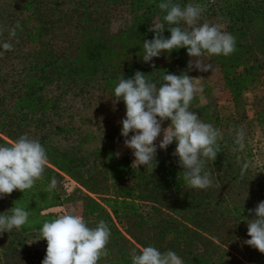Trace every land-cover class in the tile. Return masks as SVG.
<instances>
[{
    "label": "trees",
    "instance_id": "1",
    "mask_svg": "<svg viewBox=\"0 0 264 264\" xmlns=\"http://www.w3.org/2000/svg\"><path fill=\"white\" fill-rule=\"evenodd\" d=\"M94 1L96 5L90 0H75L72 4L70 0L51 4L42 0V11L39 7L35 9L33 0L21 5L0 3V43L9 41V30L17 22L20 24L10 41L13 50L5 52L0 47V145H11L27 133L40 141L49 159L44 179L37 181L32 190L25 193L16 190L0 199V203H6L0 206V214L8 212L16 202L32 211L31 227L0 234L5 255L17 251L15 241L10 240L12 236L35 233L40 238L43 222L55 218L45 211L73 202L81 204V216L89 227L104 220L111 230L108 256L99 264H131L132 249L139 251L147 246L161 252L172 250L184 264H264V254L245 243L250 239L247 220L254 218L249 210L264 201V165L260 169L253 167V152L246 139L243 152L232 151L234 146L238 147L234 144L235 131H225L215 107L201 103V96L211 92V87L204 83L203 72L188 71L187 49L164 53L151 63L143 62V42L155 35L148 31L152 24L163 23V36H171L163 20L166 13L158 7L161 0ZM173 3L182 7L189 3L200 5L203 13L199 23L222 25L224 31L235 36L233 54L209 59L218 66L220 80L216 93L225 94L235 116L243 118V93L255 86L264 72V0H173ZM124 7L129 23L109 33L107 22ZM33 15L40 18L38 26H30ZM151 64H155V69ZM137 71L149 75L147 78L157 87L163 83L165 72L176 75L187 72L191 77L203 78L199 82L203 91L192 101L190 110L222 132L216 161L205 165L213 174L212 187L206 190L184 187L179 178L182 172L179 158L173 155L175 142L166 151L158 148L157 166L154 163L148 170L143 165L135 169L127 155H115L117 137L111 133L116 129L121 134L126 106L122 100L114 104V89L122 76L133 78ZM70 90L75 98L85 95L91 100L94 97L101 102H113L118 116L99 120L101 128L86 130L63 149L44 137L46 130L53 129L60 136L64 129L60 124L53 126L46 112ZM44 91L48 93L42 94ZM51 92L58 97H50ZM86 120L81 115V121ZM260 120L264 121V114L257 116L258 123ZM230 122L234 125V120ZM170 123L165 121L162 127ZM94 141L99 146L87 154H95L104 161L98 170L83 176L80 170L90 158L81 154L84 146L89 147ZM245 161L250 167L241 178ZM52 177L58 183L67 177L76 187L65 196L58 188L49 194L44 189ZM41 242L42 250L24 251L23 257L20 252L17 261L42 264L47 241ZM21 243L17 241L18 245Z\"/></svg>",
    "mask_w": 264,
    "mask_h": 264
},
{
    "label": "clouds",
    "instance_id": "2",
    "mask_svg": "<svg viewBox=\"0 0 264 264\" xmlns=\"http://www.w3.org/2000/svg\"><path fill=\"white\" fill-rule=\"evenodd\" d=\"M158 7L166 13L163 20L169 26L167 30L171 36H163V23L152 24L148 31L155 35L143 42V62L151 63L164 53L171 54L173 50L184 48L192 58L188 62V71L195 69L213 73L214 67L207 57H227L236 51L235 36L224 31L222 25L207 21L199 23L203 13L200 5L189 3L182 7L174 4L173 0H161ZM19 27L17 22L9 30V41L0 43L5 52L13 50L10 41ZM151 66L155 69V64ZM148 76L140 71L133 78L122 76L114 89V104L122 100L126 106L121 135L125 138V147L131 149L135 157L133 167L143 165L148 170L154 163L157 166L156 141L162 136L159 149L166 151L173 142L176 143L173 155L179 158L178 164L182 169L179 178L184 187L199 190L212 187L213 174L205 169V165L208 161H216L221 151L218 141L223 139L222 132L190 110L192 101L203 91L199 86L203 78L191 77L187 72L181 75L165 72L163 83L157 87ZM165 121L171 122L167 128L162 127ZM245 138L243 126L235 129L234 144L238 147L234 146L233 152L244 151ZM48 163L44 146L27 133L11 145H0V199L16 190L22 193L32 190L37 181L44 179ZM249 167L247 161L242 164L241 178ZM57 185L56 177H52L44 190L51 194ZM48 198L51 199V195ZM31 215L32 211L16 202L8 212L0 214V234L31 227ZM249 215L254 218L247 220L250 239L245 243L264 254V201L259 202L255 209H250ZM110 238L111 230L104 220H100L95 227H89L81 215L72 212L45 220L40 229V240L47 241L42 264H99L102 258L108 256ZM130 255L131 264H184L176 252H161L153 246L142 247L139 251L134 248Z\"/></svg>",
    "mask_w": 264,
    "mask_h": 264
},
{
    "label": "rangeland",
    "instance_id": "3",
    "mask_svg": "<svg viewBox=\"0 0 264 264\" xmlns=\"http://www.w3.org/2000/svg\"><path fill=\"white\" fill-rule=\"evenodd\" d=\"M29 0H0V3H13L17 5L24 4ZM59 0H46L48 4H51L53 2H56ZM64 1V0H61ZM75 0H70V4L74 3ZM33 3L36 7L41 8L42 11V0H33ZM90 3L95 4L94 0H90ZM16 9V8H15ZM18 10V9H17ZM28 15L29 13H25ZM17 15V12L15 13ZM32 15V14H30ZM32 24L30 26H38V23H40L39 16L33 15L32 18ZM129 23V14L127 11V8H122L119 12L115 13L114 16L111 17V19L107 22V30L109 33H114L119 27L125 26ZM65 49V48H64ZM61 50V48H60ZM192 59V58H190ZM208 61L210 62L209 57H207ZM214 67V72H203L204 76V83L207 86L211 87V92L206 93L205 95L201 96V103L209 104L210 106L215 107V109L218 111V115L220 117V121L223 125V128L225 131H235V129H238L240 126L244 127L245 133H246V140L248 144L250 145L253 155L251 157V163L253 167L256 169H260L264 165V121L257 122V116L264 114V72L260 74V78L258 79V82L255 86H252L248 90L244 91L243 93V110H244V117L239 118L235 116L234 111H232L230 104L225 101V94L222 93H216L217 88L219 87L218 81L219 79V72H218V66L215 63L210 62ZM48 93L46 91L42 92V94ZM50 95L52 94L49 93ZM49 94H45V97H49ZM74 93L72 90L66 91L65 96L63 99L58 100L57 104H52L51 108L47 110L46 116L47 120L54 126L55 124H60L64 126V129L62 130V134L60 136L56 135L55 131L52 130H46L45 131V139H47L48 142H56L59 144L60 147L63 149L67 147L68 145H72L73 142L77 141L78 138L81 137V134H83L86 130H93L97 131L96 127L101 128L99 125V120H102L103 118L109 117L110 120L116 119L118 114L116 111V106H114L113 102L105 101L101 102L100 100H97L96 98H88L85 95L82 97L75 98ZM50 97H58L57 95H51ZM60 97V96H59ZM90 99V100H89ZM86 100V101H85ZM78 109H81V112L78 113ZM44 112V111H42ZM44 114V113H43ZM81 115L85 116L87 120L81 121ZM117 115V116H116ZM45 117V115H44ZM92 118V125L90 123V119ZM234 120V125L230 121ZM167 128V127H166ZM116 130V129H115ZM113 131L111 133V136H116V140L114 143V153L118 157L122 155H127L130 158L131 164L133 166L135 157L133 155V152L131 149L125 147L124 139H121L120 132L116 133V131ZM44 133V132H43ZM228 133V132H227ZM39 134H41L39 132ZM132 135V134H130ZM161 138H158L156 141L157 148L159 145ZM98 141L92 142V144L88 146H84V150L82 152L83 157L89 156V161L87 163V166L85 168H82L80 170V173L85 176L89 175L95 170H98L99 167L102 165V161L100 160L95 154H87L91 149L94 147L99 146ZM83 148V147H82ZM140 166H134L135 169H137ZM102 185V184H101ZM76 187V184L70 180L67 177H63V180L58 183L57 188L58 191L63 195H68L72 189ZM102 187V186H101ZM5 202L0 203L1 205L5 206ZM58 207H54L53 209H50L49 211H46L47 213H52L55 215V211H57ZM82 207L80 203H68L63 206H61L60 214H65L72 212L74 214L81 215ZM55 217V216H54ZM2 240V239H1ZM10 240H14L13 246L16 245L17 251L15 254L12 255H5V251H3V248H1L0 245V264H20L17 261V257L19 256L20 252L22 254L25 252L27 253H36V251L42 250V242L40 238L35 233H27L24 235H14L10 238ZM8 241V240H7ZM2 242L3 246H6L8 242ZM17 241H21V245L17 244ZM26 254V253H25ZM25 254L22 255L25 256Z\"/></svg>",
    "mask_w": 264,
    "mask_h": 264
},
{
    "label": "built area",
    "instance_id": "4",
    "mask_svg": "<svg viewBox=\"0 0 264 264\" xmlns=\"http://www.w3.org/2000/svg\"><path fill=\"white\" fill-rule=\"evenodd\" d=\"M60 210H61V207H58L57 208V211H55V218H57L59 215H61L59 212H60Z\"/></svg>",
    "mask_w": 264,
    "mask_h": 264
},
{
    "label": "crops",
    "instance_id": "5",
    "mask_svg": "<svg viewBox=\"0 0 264 264\" xmlns=\"http://www.w3.org/2000/svg\"><path fill=\"white\" fill-rule=\"evenodd\" d=\"M53 208H54V207H53ZM53 208H50V209H53ZM50 209H48V210H46V211H49ZM46 211H45V213H47Z\"/></svg>",
    "mask_w": 264,
    "mask_h": 264
}]
</instances>
